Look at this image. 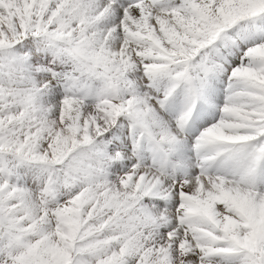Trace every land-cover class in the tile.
I'll return each mask as SVG.
<instances>
[{
    "label": "snow or ice",
    "instance_id": "6c2138e0",
    "mask_svg": "<svg viewBox=\"0 0 264 264\" xmlns=\"http://www.w3.org/2000/svg\"><path fill=\"white\" fill-rule=\"evenodd\" d=\"M0 264H264V0H0Z\"/></svg>",
    "mask_w": 264,
    "mask_h": 264
}]
</instances>
